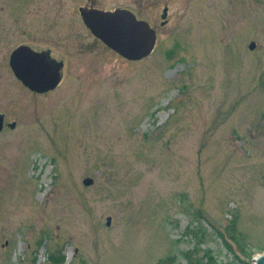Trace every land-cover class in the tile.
I'll use <instances>...</instances> for the list:
<instances>
[{
  "label": "rangeland",
  "instance_id": "374dc122",
  "mask_svg": "<svg viewBox=\"0 0 264 264\" xmlns=\"http://www.w3.org/2000/svg\"><path fill=\"white\" fill-rule=\"evenodd\" d=\"M82 8L131 10L153 51L122 56ZM21 44L63 63L55 89L15 77ZM0 112L17 121L0 131V264L264 253V0H0Z\"/></svg>",
  "mask_w": 264,
  "mask_h": 264
},
{
  "label": "water",
  "instance_id": "95a60500",
  "mask_svg": "<svg viewBox=\"0 0 264 264\" xmlns=\"http://www.w3.org/2000/svg\"><path fill=\"white\" fill-rule=\"evenodd\" d=\"M81 15L96 37L128 59L143 58L155 47L157 31L148 21L138 19L131 10L82 8ZM167 16L168 7H165L162 17L166 19ZM165 23L166 20L162 22V24ZM256 47L257 43L252 41L250 48L255 49ZM27 49L21 48L13 55L12 67L16 76L36 92L43 93L55 89L62 80L63 63L51 59L46 52L39 53ZM2 128L3 119L0 114V131ZM93 182L92 178L84 180L86 185ZM110 223L111 217L108 218V224ZM254 260V264H264V253L259 254Z\"/></svg>",
  "mask_w": 264,
  "mask_h": 264
},
{
  "label": "flooded vegetation",
  "instance_id": "af4514ba",
  "mask_svg": "<svg viewBox=\"0 0 264 264\" xmlns=\"http://www.w3.org/2000/svg\"><path fill=\"white\" fill-rule=\"evenodd\" d=\"M165 9V8H164ZM21 48H28L27 50H32V51H34V52H39V51H37L36 49H34L32 46H30V45H28V44H21V45H19V46H17V47H15L14 49H13V51H12V53H11V55H10V59H9V63H10V66L12 67V63L14 62L13 60H12V58H13V55L19 50V49H21ZM42 52H46V53H48V56L52 59L53 57L51 56V53H50V51H42ZM40 53V52H39ZM22 60H24V58H22ZM12 70H13V72H14V69H13V67H12ZM14 75H15V77L23 84V82L16 76V74H15V72H14ZM24 85V84H23ZM25 87H27L30 91H32V92H35V91H33L31 88H29L28 86H26V85H24ZM36 93H38V92H36ZM0 114H1V116H2V119H3V128H2V131L4 130V128H6V127H9V128H16V126H17V121H15V120H12V121H8L7 120V117H6V115H5V113H3V112H0ZM12 124H14V126L12 127Z\"/></svg>",
  "mask_w": 264,
  "mask_h": 264
},
{
  "label": "trees",
  "instance_id": "16d2710c",
  "mask_svg": "<svg viewBox=\"0 0 264 264\" xmlns=\"http://www.w3.org/2000/svg\"><path fill=\"white\" fill-rule=\"evenodd\" d=\"M240 234L238 233L237 229L233 227L232 232H231V240L236 243L239 247L244 248L245 247V242L240 240Z\"/></svg>",
  "mask_w": 264,
  "mask_h": 264
}]
</instances>
